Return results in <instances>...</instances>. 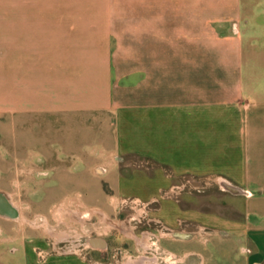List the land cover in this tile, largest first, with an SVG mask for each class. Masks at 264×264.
<instances>
[{
    "label": "crops",
    "instance_id": "crops-1",
    "mask_svg": "<svg viewBox=\"0 0 264 264\" xmlns=\"http://www.w3.org/2000/svg\"><path fill=\"white\" fill-rule=\"evenodd\" d=\"M0 83L8 131L53 115L102 145L85 152L74 140L79 181L49 214L53 225L0 195V264H264V0H0ZM44 152L54 165L45 172L66 167ZM141 177L131 198L122 192ZM102 183L115 205H153L139 217L155 228L137 235L135 218L111 222L76 196ZM207 187L261 198L245 199L246 221L187 206ZM96 214L105 239L86 236ZM195 234L217 237L213 251L203 254L209 238Z\"/></svg>",
    "mask_w": 264,
    "mask_h": 264
},
{
    "label": "rangeland",
    "instance_id": "rangeland-1",
    "mask_svg": "<svg viewBox=\"0 0 264 264\" xmlns=\"http://www.w3.org/2000/svg\"><path fill=\"white\" fill-rule=\"evenodd\" d=\"M5 85V83H0V94H4L2 92L6 91ZM30 116L35 120L20 122V126L17 127L15 131H12V133L8 131L7 128L9 115L6 113L5 104L0 103V195L9 200L20 215L30 219L37 215H45L49 219V223L53 225V221L49 218V214L58 204L67 201L70 197H74V190L70 191V189L72 188L71 186H74L79 181L77 177L71 176L70 170L72 163L74 165V158L71 155V153L74 152V140L80 144H78L77 147H80V149L85 152L93 150L98 153L101 151L102 145L98 141L99 138H96V131L87 129V126H74V123L71 121L60 122L56 120V117L53 115H27V117ZM45 149L60 156L59 158L63 161V165L66 166L61 172L51 171L47 173L44 171L48 170L50 166H54L53 163L43 160ZM30 152L35 155L32 154L33 156H29ZM15 155H19L20 157H31L33 163L27 161L6 162L12 160ZM24 166L32 167V171L29 173L27 170L28 167L24 169ZM6 173H9L10 176L7 177ZM142 179L143 177L136 178L130 187L124 186L122 189L123 191H121L126 193L129 192V198H131L136 193L137 188L141 187L140 181ZM194 186L198 187V183L194 184ZM100 189V192L76 196H79L80 200L86 205L99 207L107 212L111 218V222H129L131 219L135 218L134 221L129 223H131L133 227H136L135 233L137 235L143 232H149L152 228H155V226L151 227L152 225L146 222L147 220L144 215H142L143 218L139 217L141 210L150 212L153 205L149 203L143 205V203L126 199L123 201L124 205H115L114 202H111L115 197L108 187L102 183ZM213 189L212 187H207L206 190H192L190 192V202L187 206L200 209L201 211L216 212L223 215L224 218H239L242 221H246L247 214L243 209L245 199L249 197L261 198L259 194L250 195L245 193L239 195L237 200H232L236 198L230 194L218 193L216 188L215 190ZM161 197L165 199H175L178 196L166 193L161 195ZM100 200L103 201V204H99ZM71 204L72 203H70V205ZM73 209L74 204L69 207V210ZM68 213L70 214V212ZM251 219L254 218L251 216ZM140 221L141 223H139ZM69 222L70 221H67V223ZM88 223L94 224L95 226L94 229L86 232V236L90 235L91 238L95 239L106 238V230L102 224L103 222L99 220V215L96 214L91 217V221ZM61 229L64 230L65 227L63 226ZM66 230L70 233L73 231V228L70 226ZM107 233L112 237L118 236V233L113 229L110 233ZM193 238L202 244L205 242L204 240L207 241L209 238L204 246L198 247L203 254L213 251V245L217 240V237L210 238L208 235H203L201 238L195 234L192 235L191 239ZM113 244L115 243H112V245ZM241 244L244 243H234L231 247L233 252L238 251L239 245ZM121 246L123 251L125 249L129 250V246L126 244H121ZM130 254L136 255L134 251H130ZM113 257V261L116 260L118 263V256L116 255V257ZM191 259L192 264L197 262L194 258ZM210 263V259L207 258L206 264ZM221 264L229 263L224 261Z\"/></svg>",
    "mask_w": 264,
    "mask_h": 264
},
{
    "label": "bare ground",
    "instance_id": "bare-ground-1",
    "mask_svg": "<svg viewBox=\"0 0 264 264\" xmlns=\"http://www.w3.org/2000/svg\"><path fill=\"white\" fill-rule=\"evenodd\" d=\"M220 184H221V183H220ZM221 187H222L224 190L232 191V193H233L234 195H237L238 192H240V190H238V189L232 187L231 185H229V184H227V183H225V184H221ZM0 201H1V200H0ZM8 210H9L10 213H11V214H9V216H13V215L15 214V212H14L11 208L7 209V211H8ZM12 214H13V215H12Z\"/></svg>",
    "mask_w": 264,
    "mask_h": 264
}]
</instances>
